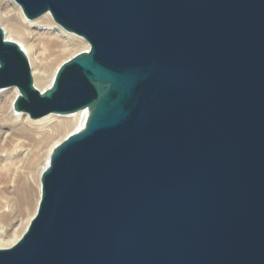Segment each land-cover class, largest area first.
Here are the masks:
<instances>
[{
    "label": "water",
    "instance_id": "1",
    "mask_svg": "<svg viewBox=\"0 0 264 264\" xmlns=\"http://www.w3.org/2000/svg\"><path fill=\"white\" fill-rule=\"evenodd\" d=\"M15 1L89 48L39 91L0 27V87L87 116L0 264H264V0Z\"/></svg>",
    "mask_w": 264,
    "mask_h": 264
},
{
    "label": "bare ground",
    "instance_id": "2",
    "mask_svg": "<svg viewBox=\"0 0 264 264\" xmlns=\"http://www.w3.org/2000/svg\"><path fill=\"white\" fill-rule=\"evenodd\" d=\"M0 27L3 38L14 41L24 52L32 84L39 91L52 84L64 61L89 48L82 36L64 29L49 12L29 18L15 0H0ZM18 95L16 85L0 87V178L19 171L22 183L32 179L37 184V191L30 205L25 187L21 190L16 186L1 189L0 181V249L13 246L25 232L38 208L40 177L52 149L77 131L87 116V110L81 109L66 114L50 112L32 118L28 112L14 108ZM19 193L23 211L12 207L8 198V194L16 198ZM5 218L7 224L3 222Z\"/></svg>",
    "mask_w": 264,
    "mask_h": 264
},
{
    "label": "rangeland",
    "instance_id": "3",
    "mask_svg": "<svg viewBox=\"0 0 264 264\" xmlns=\"http://www.w3.org/2000/svg\"><path fill=\"white\" fill-rule=\"evenodd\" d=\"M12 172H9L6 176L0 178V181L2 182L1 189L7 188L8 186H9V188L16 186L19 190H21V189H23V187H25L27 189V192H28L29 201H30L29 203H30V205H32L34 202V199H35L36 191H37V184L32 179H27L26 181H23V183H22L19 171H17V172L12 171ZM8 196H9L8 198H9V201H10L12 207H14L15 209H18V210H22L21 205H20L21 201L19 199L20 193L18 196L15 195L16 198H14L12 196V194H8ZM3 222H5V224H7L6 223L7 219L5 218L3 220Z\"/></svg>",
    "mask_w": 264,
    "mask_h": 264
}]
</instances>
